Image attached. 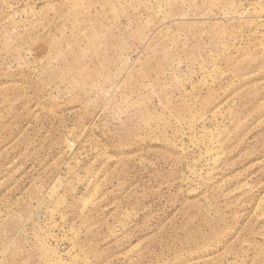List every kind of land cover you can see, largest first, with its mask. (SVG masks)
Here are the masks:
<instances>
[{
  "label": "rangeland",
  "instance_id": "obj_1",
  "mask_svg": "<svg viewBox=\"0 0 264 264\" xmlns=\"http://www.w3.org/2000/svg\"><path fill=\"white\" fill-rule=\"evenodd\" d=\"M0 264H264V0H0Z\"/></svg>",
  "mask_w": 264,
  "mask_h": 264
}]
</instances>
